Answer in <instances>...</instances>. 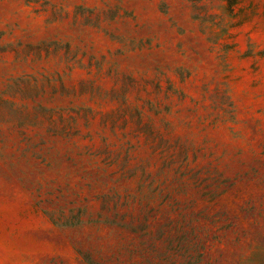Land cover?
Listing matches in <instances>:
<instances>
[{
	"label": "rangeland",
	"instance_id": "374dc122",
	"mask_svg": "<svg viewBox=\"0 0 264 264\" xmlns=\"http://www.w3.org/2000/svg\"><path fill=\"white\" fill-rule=\"evenodd\" d=\"M0 264H264V0H0Z\"/></svg>",
	"mask_w": 264,
	"mask_h": 264
}]
</instances>
